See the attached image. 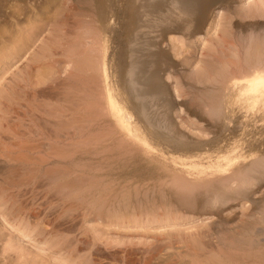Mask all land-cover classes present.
I'll use <instances>...</instances> for the list:
<instances>
[{
	"label": "rangeland",
	"instance_id": "1",
	"mask_svg": "<svg viewBox=\"0 0 264 264\" xmlns=\"http://www.w3.org/2000/svg\"><path fill=\"white\" fill-rule=\"evenodd\" d=\"M66 1L9 0L0 18V240L14 261L264 264V171L248 198L221 204L185 184L232 140L264 148V117L243 114L229 86L264 54V0L192 12L166 0L167 21L149 8L156 0ZM153 50L154 76L128 80L130 58ZM97 78L103 105L111 96L128 112L122 122L90 108ZM148 83L152 97L140 92Z\"/></svg>",
	"mask_w": 264,
	"mask_h": 264
},
{
	"label": "bare ground",
	"instance_id": "2",
	"mask_svg": "<svg viewBox=\"0 0 264 264\" xmlns=\"http://www.w3.org/2000/svg\"><path fill=\"white\" fill-rule=\"evenodd\" d=\"M9 0H0V18H3L2 16L8 13V9L6 10L7 7H5V3L7 4ZM19 1H24V0H19ZM26 1V0H25ZM50 1V0H49ZM63 1V0H62ZM65 1V0H64ZM85 1H89V0H85ZM145 1V0H144ZM190 0H175V2L177 3V5L179 7H189L190 10L192 12V10H195L197 7V4L200 3L201 1H205V0H194L192 2H189ZM208 1H219V0H207ZM48 2V1H47ZM70 2L69 0H67L65 3ZM93 2V1H92ZM98 2V1H97ZM46 3V2H45ZM166 0H156L154 1L152 4H148L149 8H151L152 10L156 11L157 17L159 18V21H167V19L169 18V16H167L166 14V10H165V5ZM14 4V3H13ZM45 5V4H44ZM141 5V4H140ZM13 6V5H12ZM26 6V5H25ZM60 6V5H59ZM3 7L5 8L6 11H4ZM11 7V6H10ZM35 7V6H34ZM108 8V7H107ZM41 9V8H40ZM188 9V8H187ZM10 10V9H9ZM20 10V9H19ZM27 10V9H26ZM32 10V9H31ZM102 10V9H101ZM23 11V10H22ZM50 11V10H49ZM183 11V10H182ZM188 13L189 11L186 10ZM7 12V13H6ZM136 12V11H135ZM39 13V12H38ZM48 13V12H47ZM99 16L102 19V15H103V11L99 12ZM133 16L135 15L132 12ZM131 14V16H132ZM190 14V12L188 13ZM16 15V14H15ZM34 15V14H33ZM56 15V12H55ZM137 15V14H136ZM7 17V16H6ZM34 17V16H33ZM137 17V16H135ZM134 17V20H135ZM9 20V19H8ZM34 21V20H33ZM132 21V20H131ZM47 22V21H46ZM25 23V22H24ZM34 23V22H33ZM135 24V23H134ZM12 25V24H11ZM33 25V24H32ZM30 25V26H32ZM8 26V25H7ZM17 27V26H16ZM40 27V26H39ZM32 28V27H31ZM166 28V27H165ZM169 28V27H168ZM167 28V29H168ZM172 29V28H171ZM10 30V29H9ZM12 30V29H11ZM10 30V31H11ZM30 29H28L29 31ZM2 31V30H1ZM5 31V30H4ZM172 31V30H171ZM12 32V31H11ZM25 32V31H24ZM10 33V32H9ZM14 33V32H13ZM28 33V32H27ZM33 33V32H31ZM28 35H30V33H28ZM3 37V35H1ZM7 36H10L7 35ZM26 36V35H25ZM1 37V38H2ZM14 37V36H13ZM19 37V36H18ZM31 37H35V35L31 36ZM6 38V37H4ZM28 38V36H27ZM30 38V36H29ZM28 38V39H29ZM136 38V37H135ZM21 39V38H18ZM17 39V40H18ZM26 39V40H28ZM21 41L19 47L22 48V44L24 45L25 41ZM137 40V39H136ZM3 41V40H2ZM15 41V40H14ZM13 41V42H14ZM19 41V42H20ZM135 41V40H134ZM137 42V41H135ZM134 42V44H135ZM144 42V40H143ZM143 42L141 43V45H143ZM4 43V42H3ZM11 43V42H9ZM8 43V44H9ZM148 43V42H147ZM7 45V44H6ZM11 45H13L11 43ZM96 45V44H95ZM140 45V46H141ZM16 46V43H15ZM14 46V47H15ZM149 46V44L147 45ZM9 47V45H8ZM18 47V46H16ZM18 47V48H19ZM143 47V46H141ZM140 47V48H141ZM6 48V47H5ZM4 48V49H5ZM13 48V47H12ZM140 48H138L137 50H139ZM147 48V47H145ZM20 49V48H19ZM135 50V51H137ZM154 51V50H153ZM4 52V51H3ZM8 52V51H7ZM134 52V51H133ZM143 52V51H142ZM141 52V53H142ZM154 52L151 51H147V52H143L142 54H140L141 56H137V57H133L130 58V62H129V67H128V80H135L136 82L141 84H144L145 82L147 83V81L154 76L155 74V70L157 68V64L160 62L161 58H162V53L160 52L158 55H155ZM251 53V52H250ZM5 54V53H4ZM257 54V53H256ZM153 55L156 56V58H154L153 60H149V58H151ZM255 55V54H254ZM99 56V55H97ZM165 56V55H164ZM257 56L254 61L251 62V60H249L248 62H251L248 66L249 71H245L244 73H242L241 75L239 74V76H232L233 78L230 80L232 82V84L230 83L229 86H233V93L235 96V99H233L235 101V103L237 104L236 107H238L243 114H247L246 116H248L249 114L253 115V114H259L262 115L264 117V54H259V55H255ZM250 56H248L247 58H249ZM96 58V57H95ZM166 58V57H164ZM163 58V59H164ZM246 58V59H247ZM254 57H252L253 60ZM245 59V58H244ZM245 59V60H246ZM97 60V59H96ZM150 61L152 63L151 68L149 69V65H150ZM165 61V60H164ZM32 62V61H31ZM247 64V63H246ZM128 65V64H127ZM149 66V67H148ZM159 66V65H158ZM247 66V65H246ZM28 68V67H27ZM245 68V67H243ZM100 69V68H99ZM246 69V68H245ZM29 70V69H28ZM31 70V69H30ZM99 72V71H98ZM102 72H103V68H102ZM240 72V71H239ZM30 74V73H29ZM104 74V72H103ZM235 74V73H234ZM31 75V74H30ZM95 77V76H94ZM96 78V77H95ZM98 79V78H97ZM141 80V81H140ZM102 80L98 79L96 83V85L91 84L89 85L87 83V88L89 87V89H91V91L93 93H95V100H97V102L92 101V104L90 103V108H94L97 110V114H101L103 111H109L112 114H115L117 116V119L119 120V122H122L125 118V115L128 113L126 112V110L124 109L123 105L120 106L119 104H116V101L112 100V98H110L111 96H109V103L106 102L104 105L102 102H104V88L102 85ZM82 83V82H81ZM225 83V82H223ZM137 84V83H136ZM149 84V83H148ZM147 84V85H148ZM228 85V84H227ZM221 86V84H220ZM231 86V88H232ZM83 87V86H82ZM224 87V86H222ZM127 88H125L124 91H126ZM157 89V88H156ZM153 86L152 83L149 84V86H147L143 91H140L143 94H151L158 90H156ZM122 90V91H123ZM232 90V89H231ZM228 91V90H227ZM128 92V91H126ZM125 92V93H126ZM222 92V91H221ZM117 93V92H116ZM122 93V92H121ZM124 93V92H123ZM155 93V94H156ZM229 93V92H228ZM88 94V93H87ZM92 94V93H91ZM128 94V93H127ZM151 94V95H153ZM150 95V96H151ZM231 95V94H229ZM228 95V96H229ZM94 96V95H93ZM116 96V95H115ZM114 96V97H115ZM124 96V95H123ZM128 96V95H127ZM233 96V97H234ZM147 97V96H146ZM152 97V96H151ZM215 97V96H214ZM90 98V97H89ZM88 98V99H89ZM106 98V97H105ZM120 98V97H119ZM122 98V96H121ZM124 98V97H123ZM148 98V97H147ZM155 98V97H154ZM87 99V100H88ZM128 99V98H127ZM131 99V98H130ZM231 99V98H230ZM106 100V99H105ZM118 100V99H117ZM90 101V100H89ZM107 101V100H106ZM128 101V100H127ZM141 101V100H140ZM215 101V100H214ZM212 101V102H214ZM218 101V100H217ZM223 103L224 101L221 100ZM221 101H219L216 105L212 106V108L214 107V109L218 108V111L221 109L220 106L221 105ZM88 102V101H87ZM86 102V103H87ZM87 103V104H89ZM120 103V102H119ZM137 103V102H136ZM139 103V102H138ZM216 103V102H214ZM146 104V103H145ZM235 104V105H236ZM134 105V104H133ZM87 107V106H86ZM85 107V108H86ZM133 107V106H132ZM93 109V110H94ZM135 113H139L141 115H145V108H144V104H135ZM133 109V110H134ZM95 110V111H96ZM91 111V110H90ZM108 112V113H109ZM96 113V112H95ZM114 115V116H115ZM146 116V115H145ZM245 116V117H246ZM258 116V115H257ZM138 118V117H137ZM147 118V117H146ZM248 118V117H247ZM97 119V118H96ZM139 120V118H138ZM135 121V120H134ZM145 121V120H144ZM151 121V120H150ZM241 121V120H240ZM140 122V120L138 121ZM143 122V121H141ZM130 123V122H129ZM128 123V124H129ZM142 126L140 124H136V123H130L129 125H127V128L130 131H144L145 129L150 128V126H152V122L146 121L144 123H141ZM90 126V125H89ZM157 128V127H156ZM160 131V130H159ZM239 132V131H238ZM232 133V132H231ZM234 137V136H233ZM241 137V136H240ZM240 140V139H239ZM263 140V139H261ZM245 141V140H244ZM242 141V143L244 142ZM231 142V141H230ZM246 142V141H245ZM244 142V143H245ZM241 144V142H238V140H232L231 145L229 146L228 149H226V152L223 154H220L218 157V159L210 164H207L205 166H197L195 165L193 168L194 170L192 172H189V175L185 174L186 177V181L185 179L183 181H185L186 186L188 184L189 187L193 188V187H197V188H203V189H210V192L212 193L213 198L210 197V200H213L214 203H223L226 201V199L229 198H233V197H247L249 196V192L252 188V186H254L255 183L258 182L259 179H261L262 177V172L264 171V148L263 150H256L257 152L254 153L252 152L254 149H252L251 147H248L249 145L247 144ZM256 144V143H255ZM247 147V148H246ZM222 148V147H221ZM255 148V147H254ZM257 149V147H256ZM218 150V149H217ZM221 150V149H220ZM252 150V151H250ZM250 151V152H249ZM52 153V152H51ZM56 154V153H55ZM211 161V160H210ZM192 165V166H193ZM189 171V170H188ZM182 178V177H181ZM178 179V178H177ZM263 179V178H262ZM182 180V179H181ZM182 181V183H183ZM189 182V183H187ZM184 186V185H182ZM188 187V186H187ZM186 187V188H187ZM188 187V188H189ZM190 191V190H189ZM251 193V192H250ZM210 196V194H209ZM248 198V197H247ZM209 200V199H208ZM212 201V203H213ZM208 203V202H207ZM211 203V205H212ZM218 212V211H217ZM257 213V212H256ZM262 213V212H261ZM264 213V212H263ZM98 215V214H97ZM262 215V214H261ZM264 216V214L262 215ZM96 217V216H95ZM261 217V216H260ZM254 218V217H253ZM257 218V217H256ZM101 220V219H100ZM262 221L264 224V217H262ZM262 224V225H263ZM247 226V225H246ZM253 228V227H252ZM264 228V227H263ZM1 231V230H0ZM2 233V232H1ZM44 233H47L44 231ZM233 233V232H232ZM3 234V233H2ZM1 235V234H0ZM238 235V234H237ZM253 235V234H251ZM253 237V236H252ZM255 237V236H254ZM222 238V237H221ZM46 239V238H45ZM73 238H71L72 240ZM264 239V238H263ZM70 240V241H71ZM246 240V239H245ZM255 240H257V238H255ZM74 241V240H73ZM225 241V240H224ZM242 239L241 237H232V242H237L239 244H237V246H241L240 243H242ZM66 242V241H65ZM232 242L230 241V243L232 244ZM64 243V242H63ZM67 243V242H66ZM229 243V242H228ZM257 243V242H256ZM259 243V242H258ZM11 244V243H10ZM254 244V242H253ZM260 244V243H259ZM62 245V244H61ZM261 245V244H260ZM44 246V245H43ZM51 246V245H50ZM54 246V245H53ZM252 246V245H251ZM255 246V245H254ZM257 246V245H256ZM259 246V245H258ZM222 247V246H221ZM13 245H9V244H5L3 245V243L0 240V264H29V261L33 263L34 260H29V258L27 260H20V263H17L14 258V253H12L13 251ZM15 248V246H14ZM52 248V246H51ZM56 248V247H55ZM60 248V247H59ZM57 247V249H59ZM180 248V247H179ZM231 248V246H230ZM239 248V247H238ZM35 249V248H34ZM50 249V248H49ZM76 249V248H75ZM190 249V248H189ZM232 249V248H231ZM234 249V248H233ZM250 249V248H249ZM263 249V248H262ZM16 250V249H15ZM25 250V249H24ZM61 250V249H60ZM63 250V249H62ZM68 250V249H67ZM237 250V249H236ZM53 251V250H52ZM57 251V250H56ZM55 252V250H54ZM59 252V250H58ZM227 252V251H226ZM233 252V251H232ZM262 252V251H260ZM61 253V252H60ZM234 253H232L233 255ZM251 254V253H250ZM36 255V254H35ZM34 255V256H35ZM196 255V254H195ZM16 256V255H15ZM32 256V255H31ZM69 257V256H68ZM228 257V256H227ZM229 258V257H228ZM26 259V258H25ZM33 259V258H32ZM218 259V258H217ZM222 260V259H221ZM220 261V260H219ZM231 261V260H230ZM46 262V261H45ZM54 261L50 262L51 264ZM222 262V261H220ZM48 263V264H49ZM42 264V263H41ZM58 264V263H56ZM68 264V262H67ZM70 264V263H69ZM74 264V263H73ZM83 264V263H82ZM203 264V263H202ZM218 264V263H217Z\"/></svg>",
	"mask_w": 264,
	"mask_h": 264
}]
</instances>
